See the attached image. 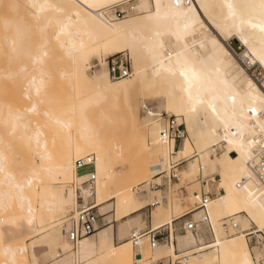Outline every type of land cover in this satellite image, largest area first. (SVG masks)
<instances>
[{
    "label": "bare ground",
    "instance_id": "obj_1",
    "mask_svg": "<svg viewBox=\"0 0 264 264\" xmlns=\"http://www.w3.org/2000/svg\"><path fill=\"white\" fill-rule=\"evenodd\" d=\"M191 1L186 5L185 0H178V4L177 0H163L166 4L174 5L172 9L174 19L170 22V29L181 33L179 44L176 43L174 35H165L163 38L165 45L162 51L167 53L164 56V63L172 69L171 72L163 71L160 64L152 59L150 52L138 44L136 60L133 61L134 70L132 73L131 68L130 77L113 80L108 74V69V73H102L90 82L92 91L89 94L85 92V87L81 86L84 76L77 64L80 61H88L94 54L108 51L116 45L124 47L133 60L130 46L133 42L129 39L133 26H127L126 34L124 19L107 20L103 13L109 9L89 10L84 5L93 2L132 6L140 0H35L38 4L72 5L78 2L82 5L79 9H66L68 14L79 11V19L78 21L74 19L58 40L54 36V33L58 32L57 25L53 24L45 28L43 37L35 27L32 13L38 10L27 7L32 0H18L30 10L31 14L29 10L27 11L29 15H26L27 18H24L27 8L10 13L7 11L5 15L4 9L0 7V36L2 35L0 39L2 41L6 39L3 44L6 49L9 46L7 51H10L8 53L11 59L13 56L17 58L20 54L23 56L19 57L21 61L18 60L17 65L10 66L9 57H7V65L6 61L2 62L3 66L6 65L5 68L0 64L2 66L0 67V220L9 221L0 228V231L7 229V232L0 237V264L5 262L33 264V258L38 262L36 248L33 247L34 242L28 248L25 236H23L25 240H20L17 236L10 240L11 234L15 235L10 226L13 223L18 224V221L21 224L17 226L24 229L23 235L28 234V236L39 233L36 223L41 222L44 231L40 239L43 241V249L47 250V254H52V259L63 260L65 255L70 257L73 251L81 252L80 258L85 264H121L124 259H133L132 246L124 247L131 243L116 245L112 227L101 231L96 237L85 238L76 249L68 241L65 230L59 229L51 233L50 231L54 229L52 224L56 215L67 213L69 208L77 203L75 193L66 190L65 187L73 179H77L75 162L87 156L96 157L94 149L84 150L92 127L89 120L81 119V105L85 106L86 111L91 108L93 112H98L105 118L110 116L111 111L118 109L117 115L120 120V116H124L123 125L125 124V131L131 141L142 140L143 148L149 155L144 165L121 175L116 174L117 171L112 167L110 158L106 159L105 153H101L99 171L97 160L95 163L97 174L95 199L98 201L96 205H102L111 189H116L117 196L123 197V202L127 205L126 215L147 206L146 203L139 204L140 198L135 194L133 199L128 201L129 193L137 184L149 182L154 176L168 171L170 163H163L157 158L156 153L163 155L162 149L167 148L168 159L171 161V154L176 148L174 141L167 145L153 142L159 141V135L153 137L148 130L150 127L148 122L162 115L158 113L155 117L148 116V119L140 121V108L143 107L145 110L148 101L157 102L159 108L165 109L164 120L174 116L184 121L191 135V142L194 138L201 139L204 158L197 161L199 152H190L183 157L187 164L181 169L182 177L179 179L186 180L184 177L197 176L200 162L205 164L204 167L207 166L209 170H216L220 174L219 180L212 179L207 182V212L200 209L195 214L198 222L204 221L205 216L209 215V231L213 234L214 242L210 245L204 244L201 236L196 237L189 232L190 235L181 243L183 248L199 246L198 252L214 251L206 258L203 256L189 258L186 263L219 264L224 258L225 249H238L241 243L250 252L252 251L244 235L227 238L228 229L225 225L229 221L233 222L231 218L226 222L229 217L238 215L237 222L232 223L238 227V230L232 229V232L240 231L239 227H242L248 229L247 233L250 231L260 235L259 231L250 226L247 209L251 208L258 215V205L264 200V186L260 183L256 172V146L259 137L264 136V132H261L259 125L255 124V116L247 112V102L242 104L241 101L249 93H264V81L261 84L255 82L243 66L257 65L264 73V60L261 59L264 53V33H261L258 27L253 28L247 24L241 29L239 20L230 18L227 9L222 7L224 0ZM2 2H11V0H2ZM232 2L239 4L242 0H232ZM12 13H15L13 17L10 16ZM40 15L47 17L51 13L45 11ZM28 19L31 21L28 25L32 23L31 27L25 23L29 21ZM251 19L253 23L258 24L260 17L253 15ZM232 40L238 41L244 48L241 55L227 45V42ZM4 51L6 52L5 49ZM44 51L49 53L47 57H42ZM3 58H0V62ZM38 59L42 62H37ZM25 68L27 71H22ZM181 70L191 79V85L184 76L180 75ZM123 81L127 83L118 86ZM37 88L40 90L39 94ZM59 90L62 92L68 90L69 93L61 98L63 95L58 94ZM25 94L31 98L25 99ZM212 106L216 109L215 113L212 112ZM33 107L35 112L30 111ZM73 107L75 113L71 110ZM248 116L253 118L246 119ZM50 132L55 138L65 139L62 141L65 145L63 151L59 154L54 151L57 155L51 151V143L54 140ZM225 136L227 139L224 138ZM229 139L233 141L231 145L228 144ZM19 146L21 149H18ZM77 146H80V151H77ZM218 149L222 154L214 159L213 153ZM37 161L39 166L33 174L31 164ZM113 170L115 178L111 176ZM201 170L203 171V168ZM205 174L207 175L206 172ZM25 181L30 183L26 184ZM54 184L60 188L54 189ZM38 185L43 186L41 210L35 206L34 201ZM199 189V194L193 195V199L200 202ZM117 202L121 200L118 199ZM237 202L241 205L239 209L235 207ZM151 206L157 207L153 215L155 225L153 231L166 226L171 227L169 250L175 253L173 213L177 211L178 204L168 209L161 202L151 203ZM239 214L245 215L239 216ZM134 226L140 231L145 227L140 215L133 219L128 218L126 222L120 224L118 235L120 240L123 229ZM147 241L146 239L141 241L138 248H142L143 251L140 253L149 251ZM9 247L11 251L7 252L6 249ZM21 248H26V251H19L18 249ZM61 249L62 254H57Z\"/></svg>",
    "mask_w": 264,
    "mask_h": 264
},
{
    "label": "rangeland",
    "instance_id": "obj_2",
    "mask_svg": "<svg viewBox=\"0 0 264 264\" xmlns=\"http://www.w3.org/2000/svg\"><path fill=\"white\" fill-rule=\"evenodd\" d=\"M5 3H8V2H5ZM25 8H27V7L26 6L23 7L24 10H25ZM28 10L29 9L27 8L26 12ZM5 12L6 11L4 10V13ZM10 12H13V11H8L7 13H10ZM26 12L24 14L25 16L28 15V12L27 13ZM29 12H30V10H29ZM30 14H31V12H30ZM5 15H6V13H5ZM14 15H15V13L10 14V16H12V17ZM19 15H20V12H19ZM24 18H27V16L24 17ZM28 18L31 19V17H28ZM30 22H31L30 20L27 21V25H28V23L30 24ZM25 23H26V21H25ZM31 25H32V23H31ZM2 30L5 31L3 28H2ZM2 30H1V32H2ZM1 37H2V35L0 36V38ZM3 37H5V36H3ZM4 40L3 41L1 40L2 43H0V46L3 45L0 48V50L4 53L3 54L0 51V55L1 56L3 55L2 57L0 56V58L5 57V59L3 58L4 60L1 59L0 64H2V66L4 65L2 62L6 61L5 64L6 65L8 64L7 57H9L11 59V57L9 56L10 53H8L10 51H7V49H9L8 48L9 46H7V49H6L5 45L3 44V42H6V39H4ZM227 43H228L227 45L230 48L234 49V51L238 55H241L244 52V48L242 47V45L238 41L232 40V41L227 42ZM4 49L6 50V52L4 51ZM20 55L17 56L18 59L14 58V56H13V58L11 60L9 59L10 60V62H9L10 64L9 65L10 66H12L13 64L17 65L21 61V59L19 60V57H23L22 54H20ZM118 55H124L128 59V61H130V65H131L132 73H133V70H134L133 60H132L129 52L126 51L124 47H122V46L117 47V45L114 46L112 49H110L108 51H102L101 53L94 54L92 57L89 58L88 61H80L77 64V67L80 69L81 73H83V76H84V79H83L84 81H83V83H81V86L85 87L84 88L86 90L85 92H87L89 94L92 91L90 82H92V80H94L100 74L108 73V61L111 58H113L115 56H118ZM14 59H17V60L14 61ZM12 60L14 61V63H13ZM18 60H19V62H17ZM22 61H23V59H22ZM239 64L241 65L240 62H239ZM2 66L0 65V67H2ZM5 66H3V68H5ZM126 83H127V81L120 82V84L118 86H120L122 84H126ZM67 92H68V90H64L63 92L59 90L58 94L63 95V96H61V98H63L64 95L69 93V92L68 93ZM146 106H147L148 109L153 110L156 114L159 113L160 115H162V117L159 116V115L156 116L155 119L157 118L156 120L162 121L163 126H164L166 124L164 122V119H163V116H166V111H164L165 109L164 108H159L160 106H159V104L157 102H149L148 101L146 103ZM140 109L142 110V111L140 110V112H141L140 113V121L142 122L143 120L148 119V116L146 114V110H143L144 109L143 107L140 108ZM117 111H118V109H114L113 112L111 111V114H109L110 116L109 117L106 116L108 119L105 118L104 116H102L98 112H93L91 110V108L90 109L88 108L87 113H88V115L90 117L88 120H89V123H90L91 127H97L99 124L104 123V124L108 125L109 127H117V128L120 129L119 134L114 137V139L112 140L111 144L109 145V149H110L109 158H110V162H111L112 167L115 168L116 171L118 172V173L116 172V174H121L122 175V174H125V173L133 170L134 168H136L138 166L144 165L148 161L149 155H148L147 151L143 148L142 140H139L137 142H133V140L131 141L130 137L127 135V133L125 131L126 126H124L125 124L123 125L124 116L123 115L120 116L121 120H122L121 121L120 118L117 115ZM171 117H174V116H171ZM184 125H185L186 131H187L188 128H187V125L185 124V122H184ZM187 135H188L187 139L182 143V145L180 147H178V149L177 148L174 149V151L172 152L171 157H170L171 158L170 163L171 162L172 163H181V165L178 167V169H179L178 170V175H179L180 178L182 177L181 169L187 164V162H185L186 159L175 160L172 157H173V154H179L180 153V150H181L182 146L185 145V143L191 142V135L189 134V131H187ZM50 136L53 137V140H54L53 141L54 145H53V143H51V145H52V148H51L52 150L51 151L52 152L55 151V152H57L59 154L60 152L63 151V148H65L64 142H62L65 139L59 138V137L55 138V136H52V133H51ZM18 142L20 143L19 140H18ZM18 142H17V145L19 144ZM175 147H176V144H175ZM216 148H218V147H216ZM18 149H21V147L18 148ZM221 154H222L221 151L218 149V151L216 153H213L214 159L218 158V156H221ZM95 159H96V157H95ZM192 161H194V160H191V162ZM204 165L205 164L200 162L199 173H198L197 176H192L190 178L184 177L186 180L172 181L171 184L168 183V186H166L167 187L166 188L167 189L166 193H161L160 192V190L164 189V186H165L164 182L166 181L165 180L166 177H164L163 179H160V178L162 176H165V175L154 176L149 182H146V183H151L152 185L153 184L162 185V187L159 188L158 190L150 189V186H146L144 188L146 183H143V184L139 183L136 186H134L133 190L129 193V200L128 201H131L133 199V197H134V194H135L138 198H140V200H139L140 203L139 204L142 205V204L146 203L147 206L142 208V209H140L139 211L138 210L135 211L134 213H132L130 215H126L125 214L126 213V209H128V208H126L127 205H125L124 202H123V197L117 196L116 189H111L110 194H109L108 198L105 200V202L102 205L97 206V211H98V213L100 215V221H101L100 222V228H99V231L95 235H93L91 237H96L97 234H99L101 231H103V230H105L107 228H111V227L113 228V233H114V227H113L114 224L117 225V231H118V235H119V226H120V224L122 222H125V220H127V218L129 216L130 217H135L139 212H141V211H143L145 209L149 211L150 216H151V220L153 221V215L156 213L157 207L151 206V203H155V202L156 203L161 202V204L167 209L170 208L171 206H174V205L178 204L177 211L173 213L174 214L173 217L175 218L174 220L179 219L180 217H182L183 215L188 213V214H190L189 215L190 218L193 217L194 221H196L197 223H200V222H198V220H196V217H195V214L198 211H200L198 209L199 205H200V202H199V200H197V201L194 200L193 199V195L199 194L198 189L200 188L199 190L201 191V196H202L203 181L208 182L209 180H212V179H216V180L220 179L219 172H216V170H213V171H215V173H214L213 171L209 170V168H207V166L204 167ZM202 168H203V171L202 170L200 171V169H202ZM206 168H207V171H204V169H206ZM208 170H209V172H208ZM166 172H168L167 174L169 175L170 168ZM205 172L207 173V175L205 174ZM203 174H205V175H203ZM111 176L113 178L116 177L114 170L111 171ZM77 179H84V178L82 176L78 175ZM74 181H76V178L73 179L72 182H74ZM70 184L65 185L66 190L68 189V191H72L73 193H75L74 189H72L70 187ZM38 186L39 187H37V195L35 196L34 201H35V206L39 210H41L42 209V199H43L42 198L43 186L42 185H38ZM53 187L56 190L60 188V186H58L56 184H54ZM205 191H206V193H208V191L206 189H205ZM174 193L176 195H174ZM75 195H76V193H75ZM175 197H177V198H175ZM118 199L121 200V202L118 203L117 202ZM163 199H166V204L167 205L163 203ZM187 199H188V201H187ZM91 201L93 203L98 204V201L95 199V195H94L93 198H91ZM192 201H193L194 204L192 203ZM197 202H199V203H197ZM76 205L71 207V208H69L67 213H61V214H57L56 215V217L54 219V223L52 224V226H54V229H53V231H50V233L54 232V231H57L59 229L60 230H65V228L68 227V221L74 215V213L76 211ZM128 207H129V205H128ZM244 215L245 214H239V216H244ZM237 217H238V215L231 216V217H229L226 220V222L228 220H231L230 218H232V220H233L232 223H236L237 222V220H236ZM232 223H231V221H229L226 224V226L228 227V231L226 230V232H227L226 233L227 234L226 237L231 239V238H234V237H239V236L244 235L249 247L251 248V250L255 249L256 247H255V245L253 243V240L250 241L249 237H247V235H246V232H248V229H242V227H239L240 231L232 232V228H231L232 227L231 226ZM19 224H21V222L18 221V224L13 223V225L10 226L11 229H12L11 231L15 233V235H13V236L11 234L10 240L14 239V236L15 237L16 236L19 237L20 240L24 239L26 237V240L25 239L24 240H25L28 248H30V246H32L33 242H34V245H36V246L33 245V247L36 248L38 262L41 261V260L52 259L51 256L49 257L48 255H46L47 250L43 249V241L40 239L41 235H43L42 232L44 231V227L41 224V222L37 221V223H36L39 233L37 235H30V236H28V234H25V233H24L25 235H23V230L24 229L19 227L20 226ZM17 225H19V226H17ZM55 225H56V227H55ZM145 227H146V225H145ZM145 227H144V229H145ZM154 228H155V225L153 223L151 229L155 230ZM201 228H203V230H202V232L199 233L198 236H201L200 238H203L204 244H207V245L212 244L214 242V238H213V234L209 231V228L205 227V226L201 227ZM252 228H254V227H252ZM141 231H143V229ZM141 231L138 230L135 226L133 228L131 227L130 229L129 228L123 229V233H122V238L123 239L122 240L126 239L127 242L131 243L130 238H131L132 234L134 232H141ZM170 231H171V234H172V228L171 227H170ZM190 234H189V232L188 233H184L183 232V233L177 235V234H175L173 232V242H174V244L176 246L175 253L171 252L169 250V244H167V245L166 244H161L159 247H157L156 250H152L151 247H150L149 241H147V249L149 250V251H147L148 254H147V252L146 253L145 252L144 253L143 252L140 253V251H138L139 248L135 249L133 244L131 243V246H132V249H133V259L132 260L137 261L136 255L142 254L143 255V260L147 259L148 261L149 260H153L155 262V261L163 259L165 264H187L186 260L189 259V258L195 259V258H197L199 256H203L204 258H206L207 256H209L210 254L213 253L214 250H207V251L198 252L197 249L199 248V246L195 247V248H183L181 246V243L186 238V236H189ZM23 236H25V237L23 238ZM198 236H196V237H198ZM171 237H172V235H171ZM38 238L41 241H39ZM88 238H90V237H88ZM20 240H17V241H20ZM36 240L39 241V242H37ZM119 240H120V238H119ZM127 242H125V243H127ZM35 243H37V244H35ZM121 244H124V243H120V244L116 243V245H121ZM73 247H74V249L77 248V246L76 247L73 246ZM62 251H63L62 249L59 250L57 252V254H62ZM61 257L63 258V256H61ZM60 259L61 258H59V260Z\"/></svg>",
    "mask_w": 264,
    "mask_h": 264
},
{
    "label": "snow or ice",
    "instance_id": "obj_3",
    "mask_svg": "<svg viewBox=\"0 0 264 264\" xmlns=\"http://www.w3.org/2000/svg\"><path fill=\"white\" fill-rule=\"evenodd\" d=\"M81 6L82 5L78 2L73 3L72 5H58L53 3L38 4L35 2V0H32V2L27 5L28 8L38 10V12L32 13V19L35 21V27L39 29L42 37L45 28L52 26L53 24L58 26V32L54 33V36L57 40L59 39V36L64 34L66 29L70 27L74 19L77 21L79 19V11L68 14L66 9H79ZM84 6L91 10L94 8L110 9L115 5L87 2ZM0 7H2L6 12H16L25 7V5L20 4L18 0H11V2L8 3H3L2 0H0ZM173 7L174 5L166 4L163 2V0H140V2L130 7V18L124 19V26L126 34L127 26H133L129 39L133 42L130 46L134 62L136 60L137 45L139 44L150 52L152 59L160 64L163 71H172V69L164 63V56L167 55V53H164L162 50L165 45V40L163 39L165 35H174L177 44H179V41L181 40V33L179 31L170 29V22L174 19V13L172 11ZM222 7L227 9V15L230 18H233V20H239V27L241 29L245 24H247L253 28L258 27L260 32L264 33V0H242V2L239 4L233 3L232 0H224ZM45 11H48L51 13V15H48L47 17L40 15V13H44ZM57 13L62 15H54ZM97 15L99 14L97 13ZM253 15H258L260 17L258 24L253 23L251 19ZM28 26L31 27V25ZM241 38L243 39V35ZM245 43H247V41H245ZM117 47H120V45H117ZM48 55L49 53L47 51L42 53V57H47ZM261 59L264 60V53H262ZM37 62H42V60L38 59ZM22 71H27V69H22ZM41 71H43V69H41ZM180 75L184 76L185 79L188 80L189 85H191V79L188 78L187 74L183 70L180 71ZM39 91V88H37V94H39ZM24 98L30 99L31 97L25 94ZM245 102H247V112L252 113L253 116H255V124H258L261 132H264V93H249L245 99L241 101L242 104ZM233 103H235V97H233ZM71 110L73 113H75L74 107ZM145 110L147 116H156V113L153 110L148 109L147 106ZM30 111L35 112V107L31 108ZM169 111H171V108H169ZM212 112H216L214 106H212ZM80 117L82 120H88L90 118L87 111L85 110L84 105H81ZM252 118L253 117L251 116L246 117V119L249 120ZM148 124H150L148 130L152 133L153 137L159 135V141L154 140L153 142L167 145L169 143L167 141V132L162 121L152 119L148 122ZM146 127H148V125H146ZM236 127H240V125H236ZM119 131V128L109 127L104 123H101L97 127H92L90 129V135L86 145H84V150L94 149L96 151L98 171L100 165V154L105 153V158L108 159L110 156L109 145L111 144L114 137L119 134ZM145 135H147V133H145ZM224 138L227 139V136ZM232 143L233 141L229 139L228 144L231 145ZM45 147H47L46 144ZM80 150V146H77V151ZM162 151L163 155H160L159 152L156 153L157 158L165 164L170 163L168 159V149L164 148ZM190 152H199L197 161L204 158L200 138H194L193 142L184 145L180 153L173 154L172 158L175 160H180L183 157L189 155ZM41 159H44V157H41ZM226 160L227 157L225 156V161ZM38 166L39 161L31 164L33 174H35V170ZM205 171H207V168ZM25 183H30V181H25ZM17 187H19V185H17ZM235 207L238 209L241 207L239 202L235 204ZM258 208V215L251 208L247 209V212L250 226L254 227L262 234L260 246L256 247L251 252L242 243L238 246V249L227 248L224 250V258L219 261V264H264V200L260 201ZM29 211H31V209H29ZM252 221L255 223L252 224ZM6 223H9V221L0 220V228H2V226ZM29 223H31V221H29ZM6 232L7 229L0 231V237H2ZM124 247L130 248L131 245H124ZM18 250L26 251V248H21ZM6 251L10 252L11 248L9 247L6 249ZM138 251H143V249H138ZM48 255L51 256L52 254L49 253ZM80 257L81 252L73 251L70 257L65 255L63 260L49 259L37 262L33 258V264H85L84 260ZM5 264H7V262H5ZM121 264H151V262L147 259L140 260L138 262L135 260L124 259L121 261Z\"/></svg>",
    "mask_w": 264,
    "mask_h": 264
},
{
    "label": "built area",
    "instance_id": "obj_4",
    "mask_svg": "<svg viewBox=\"0 0 264 264\" xmlns=\"http://www.w3.org/2000/svg\"><path fill=\"white\" fill-rule=\"evenodd\" d=\"M192 1L185 0V4L189 5ZM131 5L124 4L112 7L111 9L104 11L103 15L105 19L112 20V19H125L129 15V9ZM109 67V74L113 80H121L131 75V65L130 61L124 55H118L109 60L108 63ZM244 68L247 70L251 78L261 84L264 81V73L262 70L253 64H245L243 65ZM166 123L164 128L167 132V141L175 142L176 148L180 147L182 143L187 139V131L184 125V122L179 120L177 117H170L167 120H164ZM256 156H257V176L260 183L264 186V136H260L256 146ZM96 159L95 156H87L82 159H78L75 162L76 172L79 176H83L84 179H76V181L70 184V187L74 189L76 196H77V205L76 211L74 215L68 221V227L65 229L64 233L68 239V241L73 246H78V244L84 240L85 238L91 237L95 235L100 228V215L97 211L96 203L91 201V198L95 195V190L97 186V174H96ZM181 163H170V173L164 172L159 174L158 176H162L160 179H163L171 184L172 181H179L178 175V167ZM150 186V189L158 190L162 187V185H155L151 183H146L145 186ZM203 185L206 187L207 182L203 181ZM208 195L201 196L199 210L202 209L206 211V205L208 202ZM207 212V211H206ZM232 219V218H231ZM208 227L210 226V219L209 215L205 216L204 221L197 223L194 220H191L184 224L183 232L198 236L200 232H202L203 228L201 227ZM233 230H238L236 225H232ZM228 229V227L225 225ZM260 235L253 234L251 232L247 233V237L249 240L252 241L255 247L260 246L261 244V233ZM171 237L170 233L163 232L161 230L158 231H149L146 233L142 232H134L130 238L131 243L133 244L135 249H138L141 241L146 239L150 243V247L152 250H155L161 244H169ZM137 260H143V255L138 254L136 255ZM151 264H165L164 260L153 261L149 260Z\"/></svg>",
    "mask_w": 264,
    "mask_h": 264
},
{
    "label": "crops",
    "instance_id": "obj_5",
    "mask_svg": "<svg viewBox=\"0 0 264 264\" xmlns=\"http://www.w3.org/2000/svg\"><path fill=\"white\" fill-rule=\"evenodd\" d=\"M164 185H165L164 186V189L160 190L161 193H166V190H167L166 189L167 188L166 186H168V182L165 181L164 182ZM205 189H206V187L203 185V189H202V194L203 195H207ZM163 203L166 204V199H163ZM139 215L142 217L143 222L146 225L145 229L143 228V231H141V232L142 233H146V232H149V231L153 230V229H151V227L153 225V221L151 220V216H150V213H149L148 210L145 209V210L139 212L135 217H130V216L129 217L127 216V217L133 219V218H136ZM189 215L190 214L187 213V214L183 215L182 217H180L179 219L174 220V222H173V232L175 234L179 235V234L183 233V226H184V224L187 223V222H189L190 220H193V217L190 218ZM128 218H127V220H128ZM125 222H126V220H125ZM113 227H114V241H115V244L116 243L117 244H120V243L127 242L126 239L122 240L123 238L121 240H119V238H118V231H117V225L114 224ZM160 230L163 231V232H166V233H170V227H168V226L163 227ZM46 255H48V254L46 253ZM37 259H38V257H37Z\"/></svg>",
    "mask_w": 264,
    "mask_h": 264
}]
</instances>
